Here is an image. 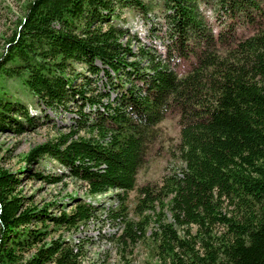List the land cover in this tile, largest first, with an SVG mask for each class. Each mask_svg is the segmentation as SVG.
Listing matches in <instances>:
<instances>
[{
    "label": "trees",
    "instance_id": "trees-1",
    "mask_svg": "<svg viewBox=\"0 0 264 264\" xmlns=\"http://www.w3.org/2000/svg\"><path fill=\"white\" fill-rule=\"evenodd\" d=\"M161 1L164 56L132 51L118 21L119 8L143 11V0L24 1L0 52V84L16 79L50 108L74 102L76 116L23 158H55L93 200L72 198L69 211L51 214V203L38 207L15 192L18 177L0 166V264H81L73 244L46 241L47 224L85 223L101 209L95 195L109 190L115 206L106 212L123 220L122 248L145 239L153 220L157 264H264V0ZM173 59L194 62L178 74ZM100 73L107 90L92 85ZM2 96L0 130L23 131L15 115L33 123L22 103ZM170 113L179 124L176 165L159 182L137 185L156 125Z\"/></svg>",
    "mask_w": 264,
    "mask_h": 264
},
{
    "label": "rangeland",
    "instance_id": "rangeland-1",
    "mask_svg": "<svg viewBox=\"0 0 264 264\" xmlns=\"http://www.w3.org/2000/svg\"><path fill=\"white\" fill-rule=\"evenodd\" d=\"M25 0H0V52L4 46V39L17 25L23 13ZM148 6L145 10H135L128 7L119 8L120 24H123L130 37V48L137 51L139 47L160 56H164L166 46L170 42L167 25L163 18L161 0H143ZM135 59H139L136 56ZM145 64V60L140 61ZM192 59H173L172 67L178 74L185 73L193 64ZM85 72V70H83ZM102 79L92 85L97 88L108 89L109 80L99 74ZM75 81H80L77 78ZM105 86V88L103 87ZM0 93L3 99L15 100L22 103L28 114L32 115L33 123L26 124L19 115L14 117L21 121L24 130L17 132L13 127L0 130V166L8 169L18 177L15 192L24 196L28 202L38 207L51 203L48 209L51 214H58L61 209L69 211L73 199L93 200L86 191L84 182L65 175L66 168L55 158L43 155L34 163L24 160V155L30 148L46 140L53 139L60 132H66L76 116L74 102H68L66 107L50 108L37 101L16 79H5L0 84ZM115 95L110 91V96ZM86 109V107H84ZM159 132L158 141L149 149L145 163L137 172V185L146 182H159L163 174L172 170L176 165L175 145L179 141L178 116L168 114L156 125ZM179 164V163H178ZM34 171L42 174H51L60 177L55 182L35 178ZM114 190L95 195L97 204L101 207L85 223L74 227L56 226L47 224L46 241L61 237L73 244L75 249H80L81 264H157L155 249L148 234L154 227L151 220L146 233V238L136 242L133 246L122 248L117 242V237L123 228V220L108 215L106 209L114 207ZM129 195L128 216L136 219L131 211L135 203L134 191ZM73 198V199H72ZM62 205L64 207H62ZM103 207V208H102ZM165 220L170 221L168 211H165ZM47 223V222H46ZM29 228H40L39 223H30ZM194 231V228H192ZM33 248L25 251L23 257L28 258L33 253Z\"/></svg>",
    "mask_w": 264,
    "mask_h": 264
}]
</instances>
